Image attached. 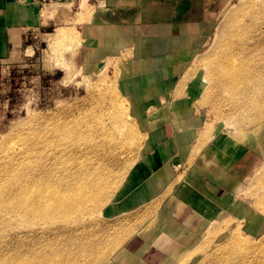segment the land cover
Instances as JSON below:
<instances>
[{
  "label": "rangeland",
  "instance_id": "rangeland-1",
  "mask_svg": "<svg viewBox=\"0 0 264 264\" xmlns=\"http://www.w3.org/2000/svg\"><path fill=\"white\" fill-rule=\"evenodd\" d=\"M92 9L90 0L47 2L41 11V26L22 30L16 38V44L13 46L11 43L6 54L0 59V185L10 186L12 195L13 186L19 191L20 187L24 188L29 184L36 189L45 184L36 183L33 178L40 175L34 170L40 155L42 156L41 146L36 144L33 138L36 136L43 140L48 137L56 142L58 135L54 134L55 128L67 121L88 124L104 122V126L110 130L111 125L107 123L112 113H116L121 119L124 118L121 132L112 131L109 135V138L114 139V144L109 147L105 145L100 151L103 155L97 160L101 173H112L108 175L109 179L113 178V172L119 175L124 173L125 177L138 158L143 135L139 132L140 127L130 110L128 97L119 92V70L116 62L107 59L94 67L86 66L80 61V37L75 27L88 20ZM249 9L259 10V1H225L224 7L214 14V23L206 43L186 65V75L182 78L184 83L196 81L199 91L195 103L196 111L201 114L204 122L201 132L204 128L206 132L204 140L202 139L203 144L205 140H212L219 134L217 141L231 148L238 145L241 152L250 150L247 161H256V166L251 168L250 173L243 175L242 187L237 197L242 202L241 212L238 216L224 215L215 219L214 225L217 224L216 221H225L233 227L228 226L221 231L220 236L213 225L209 228L211 233L207 239L205 231L211 223L209 221L188 247V251L167 252L164 247L162 253L153 251V254H146L139 250L140 245L134 246L133 249H138L141 253L140 258L145 259V263L140 261L142 264H264V179L256 181L260 175L264 176V114L256 113L254 116V103L242 107L237 99L232 98L230 92L221 89V81L217 78L220 71L216 67L221 61L216 60L218 53L215 52L222 47L220 42L223 39V28L233 16L242 19L243 12ZM254 97L261 101L264 99L263 95ZM118 109H123V118ZM248 111L255 121L243 119ZM118 140L125 142L123 145L117 144ZM6 141L7 143H4ZM20 149L21 154L16 156ZM49 154L50 157L63 155L58 150H50ZM22 162L23 168L18 169ZM41 165L42 163L39 164ZM186 167L177 169V181H181ZM14 172L20 174L23 180L15 183ZM256 172L260 174H255ZM117 189L114 186V193ZM168 193L169 191H165L162 199L168 196ZM154 206L156 208L158 205L152 203L142 211ZM103 209H97L90 216H85L77 226L76 234L79 235L78 239L88 235V240L96 244V252H109L116 247V251L119 249L118 253L108 264H125L123 261L126 260L123 259L126 255L121 253L136 241L142 243L140 239L148 235H135L122 243H114V240L120 235L127 221L133 223V218L139 212L136 215L110 219L103 217ZM12 222L10 214L0 211V264L10 263V259H13L12 264H16V250L21 252L22 264H26L24 262L32 256L30 250L43 251V241L40 237L42 232L39 229L44 228L46 224L43 221H32V218H13ZM144 222L145 220L134 222V226L138 227ZM62 223L73 225L75 222L63 219ZM55 225L57 226L56 223ZM52 226L49 225L47 229ZM152 227L149 229L152 230ZM65 239V235H60L55 241L63 242ZM204 240L209 250H204L203 253L206 251L210 258L206 263L202 261L205 255H200V252L194 254L197 250L193 251ZM241 242L250 247L245 249L247 254L240 246ZM223 246L224 249H220ZM226 249H230V253L224 255V262L221 263V251ZM117 256L119 258L116 259Z\"/></svg>",
  "mask_w": 264,
  "mask_h": 264
},
{
  "label": "crops",
  "instance_id": "crops-1",
  "mask_svg": "<svg viewBox=\"0 0 264 264\" xmlns=\"http://www.w3.org/2000/svg\"><path fill=\"white\" fill-rule=\"evenodd\" d=\"M51 1L70 0L45 4ZM225 1L90 0L88 20L75 27L82 63L95 67L107 59L116 62L119 92L128 97L143 135L137 160L103 209L106 218L139 212L133 221L145 220L135 235L148 236L121 253L125 264L144 262L133 249L138 245L146 254L162 253L164 247L167 252L188 251L205 224L224 215L238 216L243 207L237 198L241 182L256 161H247L250 150L241 152L238 145L231 148L217 141L219 134L201 143L204 122L195 104L199 91L195 80L182 79ZM45 4L0 0V59L22 30L41 26ZM181 166L186 171L177 181ZM165 191L168 196L162 199ZM152 203L158 206L142 211Z\"/></svg>",
  "mask_w": 264,
  "mask_h": 264
},
{
  "label": "bare ground",
  "instance_id": "bare-ground-1",
  "mask_svg": "<svg viewBox=\"0 0 264 264\" xmlns=\"http://www.w3.org/2000/svg\"><path fill=\"white\" fill-rule=\"evenodd\" d=\"M258 1L259 10L249 9V11L243 12L242 19L232 17L222 30L223 39L220 42L222 47L215 51L218 53L216 60L221 61V64L216 65L217 70L220 71L217 78L221 81V89L224 92H230L232 98L237 99L242 107H245V104L254 103L256 105L252 113L254 116L256 113L264 114V106H262L264 99L261 101L254 97L264 96V0ZM11 43L14 46L16 41L13 40ZM122 110L118 109L119 115L123 118ZM243 119L256 120L251 117L250 111ZM122 120L124 118L121 119L116 113H112L111 119L107 123L111 125V131L104 126V122L88 124L67 121L62 126L55 128L54 134L58 135L56 142L52 138L47 137L39 140L35 136L33 141L41 146L42 156L40 155V160L34 170L40 175L33 178L36 179V183L45 184L38 189L29 184L24 188L20 187L19 191H16L13 186V195L10 186L0 185V211L11 215V222L13 218L16 220L32 218V221H43L46 224L44 228L39 229L42 232L40 237L43 241V251L36 249L33 252L30 250L32 256L24 263L106 264L114 255L116 247L109 252H96L94 251L96 244L88 240V235L78 239L79 235L76 233L80 221L85 216L93 214L97 209L102 210L113 197L114 186L117 189L124 179V173L119 175L116 172H113V178L109 179L108 175L112 173H101L97 166L98 157L103 155L100 153L103 147L114 144V139L109 138L111 132H121ZM201 133L200 141L203 144L206 136L205 128ZM124 142L118 140L117 144L122 143L123 145ZM50 150H58L63 155L50 157ZM21 152L20 149L19 153L17 152L18 154L15 155L19 156ZM13 160L14 157H12ZM41 163L42 165L39 166ZM19 168H23V162L19 164ZM16 170L14 169V171ZM261 173L263 172L261 171ZM255 174L260 173L256 172ZM14 175L16 176L14 177L15 183L23 180L20 174L14 172ZM49 176L56 178L50 179ZM262 179L264 176L260 175L256 181ZM63 219H71L75 223L64 225ZM127 222L114 243L128 240L141 227V225L133 226L134 221L133 223ZM216 222L215 225L213 221L209 223L205 231L207 239L210 238L211 233L209 228L213 225L217 228L216 232H219L220 236L221 231L228 226L233 227L225 221ZM51 224L53 226L47 229ZM60 235H65L66 239L63 242H56V237ZM205 240L203 243L201 241L196 249H192L193 251L197 250L194 254L200 252V255H205L203 263L210 260L207 252L203 253L204 250H209L207 244L204 243ZM240 246L243 247L244 252H246L245 249L250 248L244 242H241ZM224 247H220V249H224ZM229 250L221 251V263L224 262V255L230 253ZM14 254V263L22 264L21 252L16 250ZM89 256L91 257L89 258ZM12 261L13 259H10V263L3 262L2 264H12Z\"/></svg>",
  "mask_w": 264,
  "mask_h": 264
},
{
  "label": "built area",
  "instance_id": "built-area-1",
  "mask_svg": "<svg viewBox=\"0 0 264 264\" xmlns=\"http://www.w3.org/2000/svg\"><path fill=\"white\" fill-rule=\"evenodd\" d=\"M40 2H41L42 5L45 4V0H40Z\"/></svg>",
  "mask_w": 264,
  "mask_h": 264
}]
</instances>
